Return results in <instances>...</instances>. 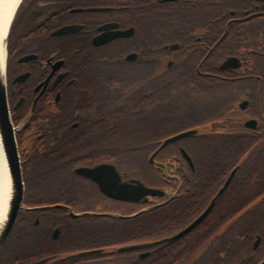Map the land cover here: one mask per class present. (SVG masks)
Listing matches in <instances>:
<instances>
[{"label": "trees", "instance_id": "obj_1", "mask_svg": "<svg viewBox=\"0 0 264 264\" xmlns=\"http://www.w3.org/2000/svg\"><path fill=\"white\" fill-rule=\"evenodd\" d=\"M14 24L8 35L10 40L14 38ZM124 79L125 73L120 71L115 78L103 80L105 89L113 90L109 97L113 104L104 98V104L99 105V98L92 96L97 91L93 86L86 111L75 112L82 105L74 102L73 110L63 107L52 109L47 115L32 113L20 129L25 208L0 251V264H67L62 256L72 251H80L72 257H79L82 264H92L90 260H96V264H257L264 257V146L252 152L256 137L249 134L239 136L241 145L196 142L197 138H221L219 134L200 135L204 131L197 130L159 148L165 138L189 125L187 119L175 118L171 83L164 82L161 106L157 107L158 99L144 95L138 84L127 85ZM73 121H78V126L65 125ZM55 124L64 126L58 128ZM27 138L36 141L33 150L29 149ZM179 147L193 159V184L187 179L186 162L174 159L180 157ZM101 161L114 163L125 178H138L166 191L174 189V171L179 169L184 172L179 177V194L159 206L153 205L162 202L161 197L124 205L101 201L92 183L73 172L78 165ZM239 162L229 186L191 232L176 240L119 249L123 245L153 242L185 226L203 210ZM96 199L101 208L92 209L90 204ZM143 206L147 208L134 216H122ZM68 209L79 215L72 218ZM53 227L60 228L56 239L51 237ZM256 235L261 241L254 249ZM212 243L216 250L209 249ZM143 249L149 254L140 257Z\"/></svg>", "mask_w": 264, "mask_h": 264}, {"label": "flooded vegetation", "instance_id": "obj_2", "mask_svg": "<svg viewBox=\"0 0 264 264\" xmlns=\"http://www.w3.org/2000/svg\"><path fill=\"white\" fill-rule=\"evenodd\" d=\"M13 22L14 38H8L7 45L6 87L19 155L18 134L32 113L47 115L63 107L73 110L74 102L82 105L75 112H84L91 102L89 90L93 86L97 91L92 96L99 98V105L104 104V98L113 104V98H109L113 90L105 89L103 80L115 78L120 71L125 73L127 85L138 84L144 95L158 99L157 107L161 106L164 82H170L175 118H185L189 124L184 130L221 136L194 141L241 145L239 136L249 134L256 137L252 152L264 146V0H23ZM65 26L75 29L55 34ZM119 31L128 33L115 36ZM104 35L112 37L95 42ZM23 75L25 78L17 79ZM58 104L61 107H56ZM156 112L160 114V110ZM78 123L65 125L74 128ZM101 125L105 127V123ZM55 126L61 128L64 124ZM35 142L27 138L30 150ZM181 148L180 157L174 159L186 162L187 179L193 184L194 162L189 153L192 164L184 158ZM104 162L112 163L76 167ZM76 167L74 174L92 183L101 201L132 203L107 197L94 181L78 174ZM174 172L176 185L171 191L165 190L163 201L179 194V177L184 172ZM90 207L101 208L98 199ZM67 213L70 215L69 209ZM35 222L39 223L38 218ZM55 228L59 227L51 229L53 239L60 234L59 228L58 236L53 237ZM258 236L254 249L260 245L259 236L254 246ZM215 243L209 249L216 250ZM144 251L148 250H140L139 256ZM79 253L72 251L62 258L67 264H82L79 257H72ZM95 261L90 260L92 264Z\"/></svg>", "mask_w": 264, "mask_h": 264}, {"label": "water", "instance_id": "obj_3", "mask_svg": "<svg viewBox=\"0 0 264 264\" xmlns=\"http://www.w3.org/2000/svg\"><path fill=\"white\" fill-rule=\"evenodd\" d=\"M21 2L22 0L20 1L14 13L13 19ZM100 9L101 8H89V10H100ZM74 10H82V9L76 8ZM12 21L10 23L6 36L1 41V45H3L4 47V64L2 65V63L0 62V140H1L2 149L4 152V159H5V181L7 188V197H6L5 218L0 228V251L4 246V244L6 243L7 239L9 238L15 226L20 211L25 208L24 207L25 186L23 180L21 160H20L18 145L15 137L14 127L10 117V109L7 100V87H6V65H7V50H8L7 45H8V35L10 32ZM74 29H75L74 26H65L58 29L55 32V34L70 32ZM127 33L128 32L125 31H119L114 33V35L117 36ZM111 37L112 35L109 36L104 35L102 36V38L96 39L95 42L105 41ZM24 58H29V56H26ZM23 78H25V75L18 77L17 79L22 80ZM19 104L20 102L17 103L14 109H16ZM196 132L197 129H187L180 131L176 134H173L165 138L159 148L164 147L169 142L179 140L189 135H193ZM181 153L184 156V158L190 164H192V160L184 148H181ZM153 156L154 154L151 155L150 157L151 161H153ZM240 163L241 162H239L230 171V173L224 180L222 186H220V188L211 198L207 206L185 226H183L173 234L159 238L153 242H146L144 244L123 245L120 246L119 249L120 250L136 249L144 245L176 240L191 232L209 215L217 199L228 187ZM75 171L81 176L94 181L98 185L99 190L104 195L114 200L123 201V202H132V203H147L149 202V198L163 197L166 194L164 189L159 187L149 186L138 178L131 177L128 179H123L120 171L118 170L117 166L114 163L104 162L93 166H79L75 168ZM172 197L173 195H171L167 200L159 202L153 206L163 205L166 202H168L170 199H172ZM261 198H264V194L262 195ZM55 206L60 207L61 204H56ZM146 208L147 207H144L132 214L129 215L127 214L122 216L123 217L134 216L144 211ZM69 213L72 217H76L79 215L78 213L73 212L72 210H69ZM58 234H59V228H55L53 232V237L56 238ZM258 242H259V236L257 237L254 243L255 247L258 245ZM148 254H149L148 251L141 252L140 257H145ZM258 264H264V258Z\"/></svg>", "mask_w": 264, "mask_h": 264}, {"label": "bare ground", "instance_id": "obj_4", "mask_svg": "<svg viewBox=\"0 0 264 264\" xmlns=\"http://www.w3.org/2000/svg\"><path fill=\"white\" fill-rule=\"evenodd\" d=\"M21 0H0V62L4 64V47L2 39L6 36L14 13ZM7 188L5 181V159L0 140V228L3 224L6 212Z\"/></svg>", "mask_w": 264, "mask_h": 264}, {"label": "rangeland", "instance_id": "obj_5", "mask_svg": "<svg viewBox=\"0 0 264 264\" xmlns=\"http://www.w3.org/2000/svg\"><path fill=\"white\" fill-rule=\"evenodd\" d=\"M140 208H141V207H140ZM140 208H139V209H140Z\"/></svg>", "mask_w": 264, "mask_h": 264}]
</instances>
